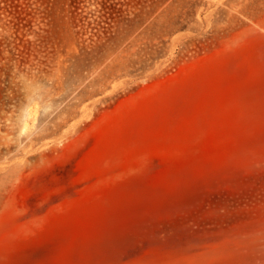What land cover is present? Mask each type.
<instances>
[{"label":"rangeland","instance_id":"obj_1","mask_svg":"<svg viewBox=\"0 0 264 264\" xmlns=\"http://www.w3.org/2000/svg\"><path fill=\"white\" fill-rule=\"evenodd\" d=\"M0 264H264V0H0Z\"/></svg>","mask_w":264,"mask_h":264}]
</instances>
